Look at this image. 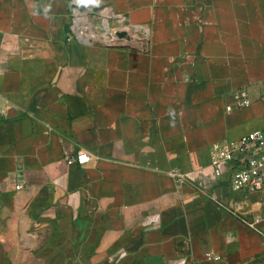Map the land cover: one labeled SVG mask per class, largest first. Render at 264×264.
Returning a JSON list of instances; mask_svg holds the SVG:
<instances>
[{"label":"crops","instance_id":"crops-1","mask_svg":"<svg viewBox=\"0 0 264 264\" xmlns=\"http://www.w3.org/2000/svg\"><path fill=\"white\" fill-rule=\"evenodd\" d=\"M75 8L148 35L69 41ZM255 129L264 0H0V264L258 261L264 201L209 166Z\"/></svg>","mask_w":264,"mask_h":264},{"label":"built area","instance_id":"built-area-1","mask_svg":"<svg viewBox=\"0 0 264 264\" xmlns=\"http://www.w3.org/2000/svg\"><path fill=\"white\" fill-rule=\"evenodd\" d=\"M124 33L120 36L119 33ZM148 28L132 24L128 17L117 14L111 9L102 8L98 11L85 8L72 10L67 29L69 41H81L88 44L115 45L121 41H130L137 36L148 35ZM244 100L241 105H247ZM89 159L86 152L67 159L69 165L82 164ZM213 174L221 177L229 173L228 188L232 194H240L245 201L250 195H258L264 201V130L255 129L238 139L224 140L214 143L210 149V164ZM180 181L183 174L173 173ZM22 185L18 183L16 189ZM237 203V202H236ZM239 205V203H237ZM255 224L251 223L253 226ZM263 254L259 260H250L244 264H264V234L262 235ZM206 260L221 261L220 254L207 252Z\"/></svg>","mask_w":264,"mask_h":264},{"label":"water","instance_id":"water-1","mask_svg":"<svg viewBox=\"0 0 264 264\" xmlns=\"http://www.w3.org/2000/svg\"><path fill=\"white\" fill-rule=\"evenodd\" d=\"M119 35H120V36H123V35H124V33H123V32H122V33H119Z\"/></svg>","mask_w":264,"mask_h":264}]
</instances>
